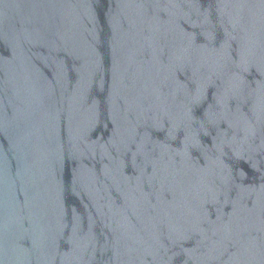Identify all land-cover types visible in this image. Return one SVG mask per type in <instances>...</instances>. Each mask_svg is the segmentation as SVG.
<instances>
[{
    "label": "water",
    "instance_id": "1",
    "mask_svg": "<svg viewBox=\"0 0 264 264\" xmlns=\"http://www.w3.org/2000/svg\"><path fill=\"white\" fill-rule=\"evenodd\" d=\"M0 264H264V0H0Z\"/></svg>",
    "mask_w": 264,
    "mask_h": 264
}]
</instances>
